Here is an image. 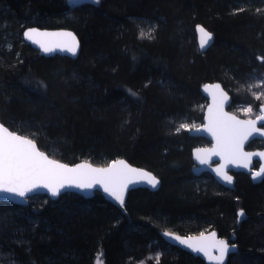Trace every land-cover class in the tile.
<instances>
[{
  "label": "trees",
  "instance_id": "obj_1",
  "mask_svg": "<svg viewBox=\"0 0 264 264\" xmlns=\"http://www.w3.org/2000/svg\"><path fill=\"white\" fill-rule=\"evenodd\" d=\"M35 26L73 30L78 57L42 56L23 39ZM198 26L215 34L204 53ZM257 70L264 0H0L2 123L60 161L124 158L161 179L157 191H131L125 211L100 193L0 202V264H125L153 244L169 245L162 230L213 229L221 237L236 230L228 264H264V180L238 174L229 190L209 173L195 175L193 149L210 142L184 126L203 122L205 83L221 82L232 106ZM239 210L247 218L238 226ZM149 264L206 263L177 248Z\"/></svg>",
  "mask_w": 264,
  "mask_h": 264
},
{
  "label": "snow or ice",
  "instance_id": "obj_2",
  "mask_svg": "<svg viewBox=\"0 0 264 264\" xmlns=\"http://www.w3.org/2000/svg\"><path fill=\"white\" fill-rule=\"evenodd\" d=\"M68 2L71 3L72 0H68ZM91 3L98 4L99 0H91ZM198 31L200 33L199 46L203 49L212 40V35L201 26H198ZM24 35L28 40H32L34 35H46V33H38L35 29H31ZM60 35L71 37L70 33ZM141 35H144L143 32ZM35 42L39 43V41ZM41 47L46 53L56 50V48L44 44H41ZM57 48L75 54L77 43L73 37L71 43L66 41L57 45ZM225 99L226 97L221 95V105ZM213 100L216 101L215 95H213ZM248 110L251 111V108ZM225 116L222 107L215 118L210 115L209 124L203 130L216 140L217 147L210 153L198 154L197 159L201 164H208L210 156H219L225 161V164L216 168L215 172L223 181L231 183L232 177L227 174L225 167L228 164H233L249 168L248 161L251 154L243 151L244 143L253 133H259L261 137H264V131L256 127V121H236L234 117L224 119ZM259 119L264 120V116ZM231 121L234 123H230ZM259 155L264 156V153ZM118 163L119 166L117 163H113L109 168H92L87 164L69 167L51 160L42 152L37 151L32 140L12 135L7 128L0 129V192L15 193L20 197H25L36 189H47L55 197L60 194V189L67 187L92 189L99 185L109 197L123 204V193L128 184L132 182L130 173L139 176L153 188L159 183L155 177L146 172L129 169L122 161ZM255 176H264V169L257 171ZM214 236L215 234H213ZM173 239L181 245H187L196 253L209 255L207 251L209 246L202 241L189 242L179 237ZM212 247H218L219 256L215 259L218 264H222L224 256L229 251V245L223 240H214Z\"/></svg>",
  "mask_w": 264,
  "mask_h": 264
},
{
  "label": "water",
  "instance_id": "obj_3",
  "mask_svg": "<svg viewBox=\"0 0 264 264\" xmlns=\"http://www.w3.org/2000/svg\"><path fill=\"white\" fill-rule=\"evenodd\" d=\"M71 3L73 4L74 7H80V6L85 5V4H93V3H91V0H72ZM201 27H203L207 32L211 33V35H212V40L209 42V44L207 46H205V48L201 49L199 46L200 33L198 31V27L196 29L198 46H199L200 51L202 53H204L211 46H213V44L215 42V34L212 31H210L208 28H206L205 26H201ZM31 29H35L38 33H46V35H34L32 40H28L24 34L26 31L31 30ZM63 33H70L71 37L65 36V35H60ZM73 37H74L75 42L77 43V49H76L75 54L69 53L67 51H62L59 48H57V45L63 44L66 41L71 43ZM23 39L27 44L31 45L34 49L39 51L40 54L44 57H53V56L59 55L62 57H69L72 59H76L78 57L80 51H81V42H80L78 35L73 30L66 29V28L47 29V28H40L37 26L28 27L23 32ZM35 41H39V43H36ZM41 44L51 46L53 48H56V50L53 52H50V53H46L43 51ZM201 92H202L203 97L207 100L206 108L204 111L203 122L200 126L188 130V133L193 138L207 139L210 141L211 144L209 146H197L193 149V153H192L193 162H194L193 173L195 175H201L202 173H209L214 177V179L219 184H221L223 187H225L229 190L235 189V185H236V181H237V177H236L237 174H246V175L250 176V179L252 180L253 183H255V184L261 183L264 180V176L256 177L255 173L257 171H261L262 169H264V156L259 155L261 153H264V148L255 149V150L247 149L248 145L255 140H260L264 143V137H261L259 135V133H253V135L251 137H249V139L244 143V146H243V151L245 153L251 154V158L248 161L249 168L238 167V166L233 165V164H228L225 167V171L227 172V174L232 177L231 183L223 181L222 178L220 176H218L217 173L215 172L216 168H219V167H221V165L225 164V161L223 159H221L219 156L212 155L209 158L208 164H201L199 162V160L197 159V155L198 154H204L206 152L210 153L212 150L216 149V147H217L216 140L210 134H208L207 132H205L203 130L209 124L210 115L213 118H215L219 114L220 109L222 107L223 113L226 114L224 119H227V117H234L236 121H256V127L261 129L262 131H264V120L259 119L261 116H264V105H262L260 107V114L256 118L246 119V118H242V117L238 116L237 114H235L229 110V107L231 106V104L233 102V98H232V95L224 88V86L222 85L221 82H219V81L207 82L202 86ZM213 95L216 96L215 102L213 100ZM221 95L226 97V99L223 101L222 105L220 103ZM210 110H211V112H210ZM230 123H234V121H231ZM3 128H7L8 132H10L12 135H18L23 139L32 140V142L36 146L37 151L42 152L49 159L55 160L59 163L65 164V165H68L69 167H76V166L81 165V164H87V165H90L92 168H109V167H111V165L113 163H117V165L119 166L118 162L122 161L124 163V165H126L129 169H135L137 171L146 172V173L150 174L151 176L155 177L159 181V183L153 188L150 185H148L146 183V181L142 180L139 176L130 173L129 175H130V179L132 182L128 184L127 189L123 193V198H124L123 204H120L119 202L115 201L113 198L109 197V195L107 193H105L103 191V188L99 185H97L95 188H92V189H78L74 186L73 187H67L64 189H60V194L58 196H55V197L52 196L50 191L47 189H36L32 193L27 194L25 197H20L15 193L0 192V202H10V203H13L15 205L27 206L29 204L30 199L35 197V196H38V195H46L51 200L55 201L62 194H65V193L79 194L86 199H91L96 194L100 193L104 196V198L108 202L113 203L118 208L125 211V205L127 203L129 193L131 191L137 190L140 188L148 189L150 191H157L161 187V179L159 177H157L152 171H150L146 168H143V167L133 165L128 160H126L124 158L116 159L107 165H97V164H94V163L86 161V160L80 161L76 164H69V163H66V162L60 161L56 158L51 157L49 154H47L46 152H44L43 150H41L39 148L36 141H34L33 139H31L25 135H22L20 133L12 131L5 124H3L1 119H0V129H3ZM255 162L259 163V166L257 168L255 167ZM250 173H251V175H250ZM246 218H247L246 212L244 210H239V212H238V226ZM235 233H236V230H233L230 233V237H221L219 235L218 231L214 230V229L207 231V232H201V233L189 234V235H181L179 233L172 232V231H166V230L160 231V235L168 244H170L171 246L177 247L183 251H186L188 253H191L195 257L201 258L206 264H218L215 257L219 256V250H218V247H212L214 240H216V241L223 240L229 245V251L226 253V255L224 256L223 261H222V264H228L231 255L236 254L238 252V245L235 243L237 240ZM213 234H215L214 237H213ZM174 237H179L180 239L188 240L189 242L202 241L204 244L209 246L207 249L209 255H204L203 253L194 252L192 249L188 248L187 245L179 244L178 241H175L173 239ZM202 238H210V239H203L202 240Z\"/></svg>",
  "mask_w": 264,
  "mask_h": 264
},
{
  "label": "rangeland",
  "instance_id": "obj_4",
  "mask_svg": "<svg viewBox=\"0 0 264 264\" xmlns=\"http://www.w3.org/2000/svg\"><path fill=\"white\" fill-rule=\"evenodd\" d=\"M262 105H264V71L257 70L249 75L244 87L238 90L237 101L229 110L242 118L252 119L260 114V107ZM249 108H251V111L248 110ZM200 125L201 123L197 122L188 123L184 126L187 130H190ZM206 145L208 146V144ZM176 255L177 248L174 246L153 244L148 247L143 256L135 261L129 259L125 264H149L150 262H157L162 258L174 257Z\"/></svg>",
  "mask_w": 264,
  "mask_h": 264
},
{
  "label": "bare ground",
  "instance_id": "obj_5",
  "mask_svg": "<svg viewBox=\"0 0 264 264\" xmlns=\"http://www.w3.org/2000/svg\"><path fill=\"white\" fill-rule=\"evenodd\" d=\"M236 177H237V175H236ZM177 248V247H176Z\"/></svg>",
  "mask_w": 264,
  "mask_h": 264
},
{
  "label": "flooded vegetation",
  "instance_id": "obj_6",
  "mask_svg": "<svg viewBox=\"0 0 264 264\" xmlns=\"http://www.w3.org/2000/svg\"><path fill=\"white\" fill-rule=\"evenodd\" d=\"M200 146H202V145H200ZM238 175V174H237Z\"/></svg>",
  "mask_w": 264,
  "mask_h": 264
}]
</instances>
